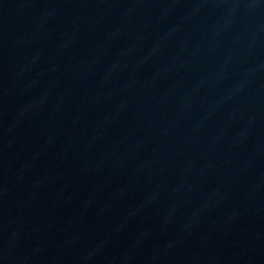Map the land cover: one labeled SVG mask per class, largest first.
<instances>
[{
    "label": "water",
    "instance_id": "1",
    "mask_svg": "<svg viewBox=\"0 0 264 264\" xmlns=\"http://www.w3.org/2000/svg\"><path fill=\"white\" fill-rule=\"evenodd\" d=\"M0 264H264V0H0Z\"/></svg>",
    "mask_w": 264,
    "mask_h": 264
}]
</instances>
